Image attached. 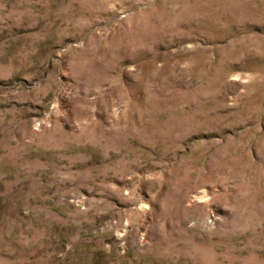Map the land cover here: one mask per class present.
Returning a JSON list of instances; mask_svg holds the SVG:
<instances>
[{"label":"rangeland","instance_id":"rangeland-1","mask_svg":"<svg viewBox=\"0 0 264 264\" xmlns=\"http://www.w3.org/2000/svg\"><path fill=\"white\" fill-rule=\"evenodd\" d=\"M0 264H264V0H0Z\"/></svg>","mask_w":264,"mask_h":264}]
</instances>
